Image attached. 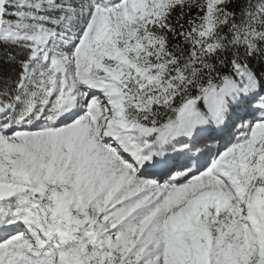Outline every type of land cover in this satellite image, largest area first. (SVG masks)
<instances>
[{
    "label": "snow or ice",
    "instance_id": "obj_1",
    "mask_svg": "<svg viewBox=\"0 0 264 264\" xmlns=\"http://www.w3.org/2000/svg\"><path fill=\"white\" fill-rule=\"evenodd\" d=\"M0 264H264V0H0Z\"/></svg>",
    "mask_w": 264,
    "mask_h": 264
}]
</instances>
